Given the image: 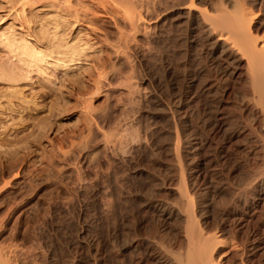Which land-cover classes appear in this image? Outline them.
<instances>
[{
    "label": "rangeland",
    "instance_id": "374dc122",
    "mask_svg": "<svg viewBox=\"0 0 264 264\" xmlns=\"http://www.w3.org/2000/svg\"><path fill=\"white\" fill-rule=\"evenodd\" d=\"M240 1L264 36V0ZM129 3L0 0V39L61 64L29 72L22 101L0 82L1 264H186L201 234L218 238L211 264H264V116L245 62L189 0ZM56 17L84 53L66 65Z\"/></svg>",
    "mask_w": 264,
    "mask_h": 264
},
{
    "label": "bare ground",
    "instance_id": "6f19581e",
    "mask_svg": "<svg viewBox=\"0 0 264 264\" xmlns=\"http://www.w3.org/2000/svg\"><path fill=\"white\" fill-rule=\"evenodd\" d=\"M111 1L114 4H116V7H115L116 10L119 7V6L117 7L119 1L120 2L123 1V3H126V5L131 4V3H129V2H131V0H111ZM68 2H70V1H68ZM69 6H70V4H69ZM185 6H188L187 9L189 11H195V12L199 13V16L201 17L200 19H202L201 23L205 27H207L208 30H210L214 33L216 31L218 33V30H219V32H220L219 37L220 38L219 37L218 38H219V41L222 43L221 45L226 47L228 51L230 50L232 54L239 55V58H235L234 56H232L235 58L234 59V63H235L234 65L240 66L242 62L243 63L245 62V66H246L245 72L247 71V76H248L249 81H250V86L252 87L254 99H256L257 102L260 104V107L262 109L261 112L264 116V36L260 37V36L254 34V30L252 27V23H253L254 19H253V14L251 13V11H248V9L245 7V5L240 0H234V5H233L234 9H233V11H231V13L227 10H226L227 12L226 11L218 12L219 11V9H218L217 10L218 13L210 14L206 8L202 7L200 4L198 5L196 3V0H189V4H187ZM123 8H124V10L121 14H123V17L125 18V19L123 18V20L124 21L126 20L124 23H126V25L128 24L129 28L135 27V28L140 29L142 26V15H141V13H135V10H133L134 8L132 9V6H124ZM121 9L122 8H119L118 10H121ZM58 17H56V18L58 19ZM66 21H67L66 19H65V21L62 19H60V20L58 19L57 26L55 27V25H53L54 27H52L55 30V32L51 29V27H49L52 30V31L51 30H49V31L51 33L54 32V34L53 33H52V35L50 34L52 36V37H50L51 40L53 38V40H52L53 42L52 41L50 42V43H53L52 44L53 47L50 48V51L55 53V55H57L59 57V58L57 57L58 62H62L64 64L66 62H68V63L74 62L75 61L74 59L76 57L78 58L80 56V54H82V55L84 54V53H82V50H81L82 46H79L80 43L79 44L76 43L77 45H74L75 43L73 42V45H72L71 44L72 41L70 43L65 37H63L62 32L65 30L64 28L66 27ZM54 24H55V22H54ZM71 24L73 25V23H71ZM69 26H71V25H69ZM67 28H68V25H67ZM43 30H41V31L43 32ZM16 34L2 35V38H3L2 40H3V43L5 44V45L4 44L3 45H4V47H6L8 49L6 51L8 53H11L13 56L12 58H14V61H11V62H10V60H5V62H0V82L3 84H6L7 88L9 89V92L11 91L10 92V98H9L10 102H11V98H16L17 100L22 101L23 98L25 97V96L23 97V94H22L23 91L22 90L25 88L26 83L31 78L29 75V72H35V74L43 75L45 78V76L46 77L48 76V74L46 72L48 70V67L54 66V68L57 69L61 66V64H59V63H57L56 65L53 64L51 62L52 60H50V55L49 56L45 55L46 52H44L41 47H39V46L37 47V45H34V43L32 44L30 42H27V41H25V39L22 40L21 38H18V34L17 35ZM63 34H65V33H63ZM20 35L21 34H19V36ZM45 35L50 36L49 34H45ZM64 36H69V35H64ZM47 37H46V39H47ZM0 38H1V35H0ZM2 40H1V42H2ZM75 40L73 39V41H75ZM121 40L123 41V39H121ZM0 44L2 45V43H0ZM49 45L51 46V44H49ZM80 45H82V44H80ZM123 45L124 44H120V48ZM45 48L48 50V48L46 46H45ZM52 48H53V51L51 50ZM83 48H85V47H83ZM52 55L54 57V54L51 53V56ZM51 59H53V58H51ZM54 59H56V58H54ZM6 61H8V62H6ZM31 79H33V78H31ZM7 88H6V90H7ZM6 94H9L8 91ZM7 185H8V183H7ZM198 239H199V242L200 241L201 242L199 243V246L197 248L196 247L194 248V252H192L188 256V258L186 259L188 261L187 263H190V264H211L210 260H211L212 255H213L212 254L213 251L210 249L211 247H209V245H211L210 242H212L218 238L215 236H203L201 234L198 236ZM189 240H190V238H189ZM218 242L220 243L219 240H218ZM195 243H197V242H195ZM213 243L216 244V242H213ZM195 245L197 246L198 244H195ZM0 264H1V262H0Z\"/></svg>",
    "mask_w": 264,
    "mask_h": 264
}]
</instances>
